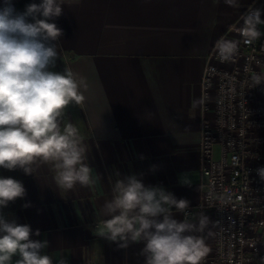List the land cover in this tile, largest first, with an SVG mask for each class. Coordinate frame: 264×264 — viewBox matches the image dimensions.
<instances>
[{
    "label": "crops",
    "instance_id": "obj_1",
    "mask_svg": "<svg viewBox=\"0 0 264 264\" xmlns=\"http://www.w3.org/2000/svg\"><path fill=\"white\" fill-rule=\"evenodd\" d=\"M253 1L264 10V0H238L237 7L225 0H79L50 21L63 30L58 52L65 67L88 84L64 122L79 130L93 183L64 191L51 164L34 166L30 175L0 168V177L26 190L4 215L39 230L31 238L47 240L53 264H145L143 242L120 248L90 225L107 219L103 205L117 179L136 175L189 206L200 201L201 125L212 113V98L204 108L203 69L216 40L235 33L234 23ZM203 214L210 221L204 234L212 231L209 254L214 219L210 210ZM174 218L184 214L174 210Z\"/></svg>",
    "mask_w": 264,
    "mask_h": 264
},
{
    "label": "clouds",
    "instance_id": "obj_2",
    "mask_svg": "<svg viewBox=\"0 0 264 264\" xmlns=\"http://www.w3.org/2000/svg\"><path fill=\"white\" fill-rule=\"evenodd\" d=\"M225 2L238 6V0ZM72 3L79 0H40L18 13L11 0H4L0 8V168L30 175L34 166L51 164L56 185L64 191L93 183L79 130L64 122L66 109L84 101L88 84L70 68L51 70L63 30L50 21L63 14V5ZM262 13L253 7L242 15L238 31L243 43L252 44L264 35ZM238 48V41L217 42L223 61L232 60ZM259 84H264V75L253 77L254 87ZM256 172L264 181V167ZM25 195L20 181L0 177V264H53L45 254L47 240L31 238L40 236L39 230L33 233L30 225L3 213L10 202ZM187 209L186 199L146 186L136 175L117 179L112 198L103 205L107 219L101 236L120 248L143 242L145 264H202L210 251L206 236L212 231L204 234L210 221L202 212L193 216ZM174 210L184 219H175ZM60 264L67 262L62 259Z\"/></svg>",
    "mask_w": 264,
    "mask_h": 264
},
{
    "label": "built area",
    "instance_id": "obj_3",
    "mask_svg": "<svg viewBox=\"0 0 264 264\" xmlns=\"http://www.w3.org/2000/svg\"><path fill=\"white\" fill-rule=\"evenodd\" d=\"M253 1L234 23L235 33L221 35L209 51L202 75L206 101L212 98L211 117L203 119L200 134V201L187 211L195 216L210 210L214 219V247L202 264L264 262V181L256 170L264 167V35L243 43L239 27ZM264 33V26H260ZM222 39L239 42L237 54L223 61L217 52ZM217 149V150H216ZM103 222H90L103 230Z\"/></svg>",
    "mask_w": 264,
    "mask_h": 264
},
{
    "label": "rangeland",
    "instance_id": "obj_4",
    "mask_svg": "<svg viewBox=\"0 0 264 264\" xmlns=\"http://www.w3.org/2000/svg\"><path fill=\"white\" fill-rule=\"evenodd\" d=\"M12 4H14L15 6V10L18 13H22L23 11H25V6L36 2L39 3V0H11ZM4 6V0H0V8H2ZM65 58H63L60 54L58 59L56 60V64L55 67L52 68V71H56V72H63L64 71V67H65ZM217 150V149H216Z\"/></svg>",
    "mask_w": 264,
    "mask_h": 264
}]
</instances>
